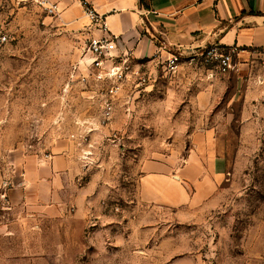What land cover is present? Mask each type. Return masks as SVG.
<instances>
[{
  "label": "rangeland",
  "instance_id": "1",
  "mask_svg": "<svg viewBox=\"0 0 264 264\" xmlns=\"http://www.w3.org/2000/svg\"><path fill=\"white\" fill-rule=\"evenodd\" d=\"M74 21L31 5L2 17L9 40L0 47V221L19 213L2 208L24 160L69 148L80 163L77 184L91 182L97 201L74 224L65 259L51 264H264V54L214 44L232 56L227 72L192 45L166 49L179 54L174 70L163 63L169 55L136 59L149 81L126 87L103 123L99 100L72 77L89 29ZM204 143L228 163L215 208L182 216L140 201L142 161L181 162ZM41 227L54 257L63 226Z\"/></svg>",
  "mask_w": 264,
  "mask_h": 264
},
{
  "label": "crops",
  "instance_id": "2",
  "mask_svg": "<svg viewBox=\"0 0 264 264\" xmlns=\"http://www.w3.org/2000/svg\"><path fill=\"white\" fill-rule=\"evenodd\" d=\"M54 1L62 16L74 24L76 19L87 22L84 7H92L137 60L157 54L163 58L169 55L166 49L180 51L189 45L200 50L215 44L264 54V0H145L146 8L139 0ZM211 149L210 143L190 149L181 162L176 155L142 161L140 201L176 210L182 216L215 208L229 171L225 157ZM79 165L69 148L24 160L19 184L9 190L2 208L19 213L0 221V264H51L65 259L74 224L85 223L89 207L97 201L91 182L77 184ZM43 222L63 226L62 251L54 257H47L40 240ZM4 240L9 244L16 240L15 245L3 246Z\"/></svg>",
  "mask_w": 264,
  "mask_h": 264
},
{
  "label": "built area",
  "instance_id": "3",
  "mask_svg": "<svg viewBox=\"0 0 264 264\" xmlns=\"http://www.w3.org/2000/svg\"><path fill=\"white\" fill-rule=\"evenodd\" d=\"M31 5L49 16L60 13L58 4L54 0H0V47L8 43L9 36L4 15L11 16L16 10ZM84 14L89 21L86 46L82 59L74 68L73 75L78 83L90 94L97 98L102 108L103 123L109 122L114 114L117 98L126 87L142 86L149 81V77L141 69L140 64L130 52L123 49L121 39L111 34L104 18L92 7L85 5ZM218 47L207 45L199 51L208 60L215 59L221 72L232 68L231 54L218 53ZM237 51V50H231ZM180 62L179 54H169L163 60L166 68L175 69Z\"/></svg>",
  "mask_w": 264,
  "mask_h": 264
},
{
  "label": "trees",
  "instance_id": "4",
  "mask_svg": "<svg viewBox=\"0 0 264 264\" xmlns=\"http://www.w3.org/2000/svg\"><path fill=\"white\" fill-rule=\"evenodd\" d=\"M139 2L141 3V5H142L143 7H145V8H146V3H145V0H139Z\"/></svg>",
  "mask_w": 264,
  "mask_h": 264
}]
</instances>
